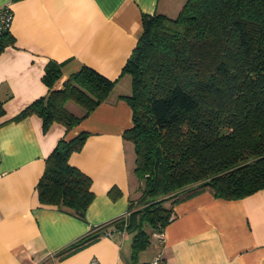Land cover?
I'll use <instances>...</instances> for the list:
<instances>
[{"label":"crops","instance_id":"1","mask_svg":"<svg viewBox=\"0 0 264 264\" xmlns=\"http://www.w3.org/2000/svg\"><path fill=\"white\" fill-rule=\"evenodd\" d=\"M184 1L0 0V8L12 10L14 37L0 53V264H145L157 253L163 264H264V189L238 199L195 185V192H180L174 219L160 235L152 232L135 258L132 234L112 223L126 218L140 195L134 147L123 138L132 119L122 97L130 93V76L122 69L141 34L142 15L174 17ZM50 61L61 65L55 89L82 66L114 81L105 100L69 130L54 122L44 131L36 114L10 120L47 93L43 75ZM80 132L87 137L68 162L91 179L84 219L41 204L36 192L57 141ZM111 188L119 194L112 197ZM87 234L95 236L67 249Z\"/></svg>","mask_w":264,"mask_h":264},{"label":"trees","instance_id":"2","mask_svg":"<svg viewBox=\"0 0 264 264\" xmlns=\"http://www.w3.org/2000/svg\"><path fill=\"white\" fill-rule=\"evenodd\" d=\"M0 27V53L13 45ZM122 73L130 76L132 125L123 138L133 144L140 195L116 229L132 234V257L147 248L176 216L184 190L209 188L215 197L238 199L264 189V0H185L174 17L143 14L141 34ZM61 65L50 61L48 87L10 120L36 114L42 128L57 122L71 129L105 100L114 81L88 66L53 88ZM73 102L82 109L75 113ZM5 110L0 100V117ZM87 137L61 138L45 159L36 183L38 200L80 219L93 193L91 179L70 165ZM112 197L119 191L111 188ZM87 234L67 249L76 248Z\"/></svg>","mask_w":264,"mask_h":264},{"label":"built area","instance_id":"3","mask_svg":"<svg viewBox=\"0 0 264 264\" xmlns=\"http://www.w3.org/2000/svg\"><path fill=\"white\" fill-rule=\"evenodd\" d=\"M12 10L8 5H5L0 8V27L9 28L12 20ZM159 235L161 233H158ZM88 264H100L96 259H92ZM145 264H163L162 255L160 253L155 254L149 261Z\"/></svg>","mask_w":264,"mask_h":264},{"label":"rangeland","instance_id":"4","mask_svg":"<svg viewBox=\"0 0 264 264\" xmlns=\"http://www.w3.org/2000/svg\"><path fill=\"white\" fill-rule=\"evenodd\" d=\"M68 107L74 111L75 113L78 112L80 113L82 111V109L80 108V106H78L77 104L73 103V102H69L68 103Z\"/></svg>","mask_w":264,"mask_h":264}]
</instances>
